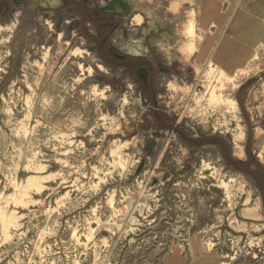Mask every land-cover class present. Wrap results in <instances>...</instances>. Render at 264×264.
<instances>
[{"label": "rangeland", "instance_id": "374dc122", "mask_svg": "<svg viewBox=\"0 0 264 264\" xmlns=\"http://www.w3.org/2000/svg\"><path fill=\"white\" fill-rule=\"evenodd\" d=\"M64 11L15 0L0 14V264H264L263 192L227 163L264 181V44L228 74L211 57L221 20L203 33L191 13L181 62L166 50L141 89Z\"/></svg>", "mask_w": 264, "mask_h": 264}, {"label": "crops", "instance_id": "0c3cea01", "mask_svg": "<svg viewBox=\"0 0 264 264\" xmlns=\"http://www.w3.org/2000/svg\"><path fill=\"white\" fill-rule=\"evenodd\" d=\"M108 1L109 4H106L105 8L98 6V10L123 15L122 24L113 31L109 39L111 54L114 57H117V54L144 57L154 69L155 61L160 66L169 65L166 62V50L181 62L182 56L178 53V47L182 42L188 41L181 32L184 27L189 28L188 18L191 13L194 14L195 29L199 28L203 33L210 29V33L215 34L214 24L221 20L211 57L216 59L228 74L244 68L264 44V0H238L228 13L226 11L229 10V0H151L142 3L139 0ZM47 3L52 9L61 11L64 17L69 16V13L64 11L65 0H47ZM173 5H176V12L170 10ZM116 6L119 11L114 10ZM88 8L90 9V3ZM92 11L95 14L99 12L97 9ZM77 20L81 22V19ZM9 24L15 27L16 20ZM86 26L96 31L97 35L91 34L92 37H99L100 33L93 26ZM222 42L226 43L225 51L218 55L217 50ZM139 45L141 49L138 48ZM132 50L141 54H131ZM161 59H165V62L162 63ZM162 70L167 68L162 67ZM160 264L195 263H188L181 256H168Z\"/></svg>", "mask_w": 264, "mask_h": 264}, {"label": "trees", "instance_id": "16d2710c", "mask_svg": "<svg viewBox=\"0 0 264 264\" xmlns=\"http://www.w3.org/2000/svg\"><path fill=\"white\" fill-rule=\"evenodd\" d=\"M89 1L90 0H66L65 9H67L73 16L81 19V28L85 36L95 44L97 57L102 63L113 71L122 68L125 75H130L136 81H138V73L141 71H146L151 79L155 74H158L160 72V64L158 63H156L157 69L154 70L152 64L145 58L124 56L120 59L111 54L109 50V38L112 32L120 26V16L115 14H105L101 11L95 14L88 8ZM14 2L15 0H0V14L6 15L10 11ZM108 22H112V26L108 28L103 27V24ZM87 24L92 25L97 31H99L100 35L98 38H94L87 33L85 28ZM142 88L143 87H141V89ZM155 120L160 128L167 129L171 126L169 120L159 114L155 115ZM203 143H212L223 147L220 141H215L214 139H203L198 142L200 145ZM227 163L241 172L253 175L264 195V181L248 170L246 164L234 162L230 157H227Z\"/></svg>", "mask_w": 264, "mask_h": 264}, {"label": "bare ground", "instance_id": "6f19581e", "mask_svg": "<svg viewBox=\"0 0 264 264\" xmlns=\"http://www.w3.org/2000/svg\"><path fill=\"white\" fill-rule=\"evenodd\" d=\"M174 7V10L176 9V7H175V5H173ZM119 10V9H118ZM174 12H176V11H174ZM135 18V17H134ZM139 19H141V18H139ZM136 20V19H135ZM186 25V24H185ZM6 27L7 28H13L14 26H13V24H10V25H6ZM185 30V28L182 30V32H181V34L183 33V31ZM9 31V30H8ZM181 31V30H180ZM10 32V31H9ZM185 33H186V31H185ZM184 33V34H185ZM187 42H182L181 44H180V46H179V48H178V52H179V54H182V52L183 51H186V50H188L189 49V47H187V44H186ZM225 46H226V43L225 42H222L221 43V45H220V48H219V52H218V55H220L223 51H224V49H225ZM143 48V47H142ZM139 49H141V47L139 46ZM191 49V48H190ZM181 51V52H180ZM131 52V51H130ZM132 52L133 53H137V51H135V50H132ZM193 52H194V49H193ZM75 54H77L76 52H74ZM185 54H187V53H185ZM184 54V55H185ZM190 54V53H189ZM192 54V53H191ZM190 54V55H191ZM98 67H99V69H102V70H105V68H104V66H102L101 64H98ZM88 73L90 74V73H92V69H88ZM219 94V93H218ZM137 101V100H136ZM233 102V104H234V106H237V104H236V102L235 101H232ZM184 110V109H183ZM243 134V133H242ZM127 144V143H126ZM124 146H125V144H124ZM234 151L236 152V153H238V155H239V157H242V155H243V151H242V149H241V147L238 145V139L237 140H235L234 141ZM258 199V198H257ZM255 201V200H254ZM259 201V200H258ZM256 203V202H255ZM259 203V202H258ZM260 204V203H259ZM258 211V210H257Z\"/></svg>", "mask_w": 264, "mask_h": 264}, {"label": "flooded vegetation", "instance_id": "af4514ba", "mask_svg": "<svg viewBox=\"0 0 264 264\" xmlns=\"http://www.w3.org/2000/svg\"><path fill=\"white\" fill-rule=\"evenodd\" d=\"M119 9V7H114V10H116V11H119L118 10ZM109 23H110V25H109ZM107 25V26H106ZM112 26V22H108V23H104L103 24V27H111ZM99 32V31H98ZM94 46H95V44H94ZM95 50H96V47H95ZM96 54H97V51H96ZM125 56H128V55H125ZM122 57H124V56H122ZM131 57V56H130ZM103 66V65H102ZM152 67H153V65H152ZM105 68V67H104ZM154 69V68H153ZM157 69V65H156V68L154 69V70H156ZM139 73H145L146 75V78H145V85H143L142 83V85H141V87H143V89H145V88H150L151 87V83L149 84V82H151V77L148 75V73L146 72V71H141V72H139ZM138 73V74H139Z\"/></svg>", "mask_w": 264, "mask_h": 264}, {"label": "water", "instance_id": "95a60500", "mask_svg": "<svg viewBox=\"0 0 264 264\" xmlns=\"http://www.w3.org/2000/svg\"><path fill=\"white\" fill-rule=\"evenodd\" d=\"M119 58L122 59L123 57L120 56ZM152 147H153V144H151V145L149 146L148 151H150Z\"/></svg>", "mask_w": 264, "mask_h": 264}]
</instances>
